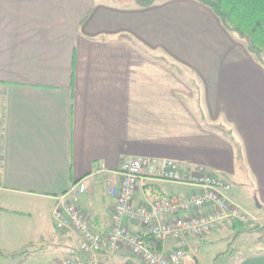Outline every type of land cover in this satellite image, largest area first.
Listing matches in <instances>:
<instances>
[{"label": "crops", "instance_id": "1", "mask_svg": "<svg viewBox=\"0 0 264 264\" xmlns=\"http://www.w3.org/2000/svg\"><path fill=\"white\" fill-rule=\"evenodd\" d=\"M0 96L4 264L84 259L80 234L58 229L53 211L76 203L106 235L116 198L105 180L125 157L175 159L184 173L204 165L264 225V64L197 0H0ZM91 175L89 190L74 193ZM193 190L151 178L137 203ZM223 230L189 237L184 261L200 264L208 242L223 241L222 255L233 239ZM246 234L257 237L240 247ZM260 237L243 233L221 258L264 264ZM98 258L142 264L129 250Z\"/></svg>", "mask_w": 264, "mask_h": 264}, {"label": "built area", "instance_id": "2", "mask_svg": "<svg viewBox=\"0 0 264 264\" xmlns=\"http://www.w3.org/2000/svg\"><path fill=\"white\" fill-rule=\"evenodd\" d=\"M0 119V161L3 160ZM151 178H160L194 187L191 193H178L155 201L137 203L139 186ZM93 175L73 186V192L89 190ZM108 192L116 198L110 231H96L91 220L76 203L57 205L53 211L58 229L73 227L80 234L79 256H68L60 264H98V254L108 248L111 254L129 250L142 264H185L189 237L204 239L229 229L235 220H247V210L230 194L233 184L215 176L201 164L184 173L175 159L125 157L121 170L105 180ZM210 208L203 212L201 209ZM138 225L133 229L132 225Z\"/></svg>", "mask_w": 264, "mask_h": 264}, {"label": "trees", "instance_id": "3", "mask_svg": "<svg viewBox=\"0 0 264 264\" xmlns=\"http://www.w3.org/2000/svg\"><path fill=\"white\" fill-rule=\"evenodd\" d=\"M133 1L138 6L148 7L159 0ZM197 1L210 7L220 17L224 26L238 34L247 43L249 50L264 64V0ZM1 184L2 175L0 173V186ZM229 231L233 234V239L223 254L231 252L235 240L245 232H259L261 233L260 240L264 239V225L252 219L233 221ZM0 255L4 254L0 253Z\"/></svg>", "mask_w": 264, "mask_h": 264}, {"label": "rangeland", "instance_id": "4", "mask_svg": "<svg viewBox=\"0 0 264 264\" xmlns=\"http://www.w3.org/2000/svg\"><path fill=\"white\" fill-rule=\"evenodd\" d=\"M1 100H2V96H0V109H1V105H2ZM243 197L245 198L244 195H243ZM244 205L250 210L255 209L254 205H249L245 202H244ZM260 220H262V219H260ZM259 222L261 223L262 221H259ZM221 235H223L221 239L227 240L228 239V230L224 228ZM256 237H257V234L256 235L255 234H246L245 236H243V238L240 239L241 240L240 247L244 246L245 243H247V242H251ZM222 242L223 241H219L220 244H216L214 242H208V245H206V248L204 249V251L200 250L201 251L200 256H202V257L204 256V258H205L202 260V262L200 264H227V263H229V261L231 259L230 257L221 258V256H224V254H222V255L218 254V252L220 250H224V248H225L226 244H223ZM216 258H217V260H216ZM4 261H5V264L9 263V262H6V260H4ZM184 262H185V264H196L195 255H189L185 259ZM0 264H4V262H0ZM12 264H14V263H12Z\"/></svg>", "mask_w": 264, "mask_h": 264}]
</instances>
